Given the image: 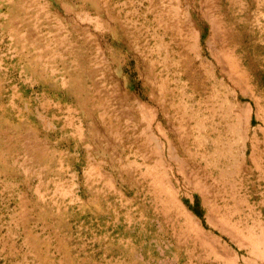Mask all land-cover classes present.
<instances>
[{
	"label": "rangeland",
	"instance_id": "rangeland-1",
	"mask_svg": "<svg viewBox=\"0 0 264 264\" xmlns=\"http://www.w3.org/2000/svg\"><path fill=\"white\" fill-rule=\"evenodd\" d=\"M187 17L237 49L251 89L215 83L256 115L181 163L136 94L201 87L194 51L159 49ZM0 264H264V0H0Z\"/></svg>",
	"mask_w": 264,
	"mask_h": 264
},
{
	"label": "crops",
	"instance_id": "crops-1",
	"mask_svg": "<svg viewBox=\"0 0 264 264\" xmlns=\"http://www.w3.org/2000/svg\"><path fill=\"white\" fill-rule=\"evenodd\" d=\"M185 20L189 23H181L182 27H179V36L182 40L180 39L177 50L167 42L159 49L165 52L194 51L196 54L194 65L202 76L201 87H198L196 81L191 78L184 79L183 74L186 71L183 70L174 82L149 84L145 99L136 94L143 103L138 115L142 124L143 143L148 145L157 143L162 158L166 157V151L169 150L181 163L193 161L190 158L194 157V148H207L209 152V149L215 147V134L221 131L215 128V124H218L220 116L223 118L222 124L226 126V131L229 133L232 130L238 131L241 117L249 116L248 119L251 122L252 117L256 115V101L245 100L246 95L243 92L236 91V95L232 96L231 87L225 85L223 80L221 86L215 83V62H217L223 68H232L238 88L251 89V75L242 65L237 49L226 43L224 39L221 44L209 43V39H214V27L210 26L204 33L202 29L194 26V17H187ZM189 25L193 31L191 34L186 30ZM190 35L194 36V42L184 43L183 37ZM137 48L139 50L143 48L145 51L158 47L138 45ZM216 52L219 54L215 61L214 53ZM184 62L178 61V67L183 68ZM225 71L226 74L230 73L229 70ZM142 84H144L143 81ZM219 93L222 95L220 96ZM230 143L228 142V145Z\"/></svg>",
	"mask_w": 264,
	"mask_h": 264
},
{
	"label": "trees",
	"instance_id": "trees-1",
	"mask_svg": "<svg viewBox=\"0 0 264 264\" xmlns=\"http://www.w3.org/2000/svg\"><path fill=\"white\" fill-rule=\"evenodd\" d=\"M196 213L201 214V210L200 209H196Z\"/></svg>",
	"mask_w": 264,
	"mask_h": 264
}]
</instances>
